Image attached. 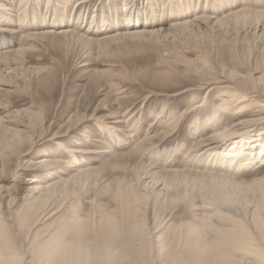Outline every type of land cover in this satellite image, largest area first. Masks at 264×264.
Masks as SVG:
<instances>
[{
    "label": "rangeland",
    "instance_id": "1",
    "mask_svg": "<svg viewBox=\"0 0 264 264\" xmlns=\"http://www.w3.org/2000/svg\"><path fill=\"white\" fill-rule=\"evenodd\" d=\"M7 1L12 3L10 10L13 15L20 14L25 8V6L22 9L18 8L20 0ZM75 1H23L24 5L32 2L33 6L30 12L22 14L27 13L29 17L32 15L28 20V25L31 26L28 27L25 25L26 22L19 25L18 18L14 16L11 18L0 14V27L17 29L15 35L0 33V53L22 47L29 50L18 58L21 61L15 67L16 72L7 71L4 67L0 69V121H3L0 125V139L9 136L4 134V127L19 130L23 137L31 134L32 140L36 139L31 149L22 148L26 155L21 160L15 158L17 156L14 154L11 156L9 151L2 153L5 156L3 159L0 155V211L3 217L0 264H61L56 244L61 241L69 243L78 241L75 238L77 233L74 236L69 232L75 230L74 221L77 218L81 220L79 225L87 229L82 243L88 247L84 253L85 261L78 264H129L131 261L132 264H154V253H148L151 247L148 244L138 245L139 242L135 241L137 238L134 239L129 225H126H136L142 221L149 243L153 241L154 244L157 240L154 246L160 245L158 250L160 258L157 259L159 264H192L188 259L191 253L187 235L194 230L193 228L200 227V216L205 212V206H208L207 211L211 214L220 211L230 215L241 211L242 213L238 215L243 218V222L245 220L242 215L246 214L245 216L249 217L254 209L253 206L258 201L255 199L259 196L258 182L255 179L261 176L262 172L253 171L262 169L263 166L259 165L264 151L258 155L255 153L259 147L264 148V139H259L257 146L252 144L253 134L242 136L245 139L243 138L240 143L244 148L239 149L254 146L251 160L243 165L238 174L234 173L236 165H232L231 168L227 162L221 161L223 147L233 141L218 142L217 149L212 150L211 147L206 156L199 157L188 153L187 150L190 149L195 136L205 137L212 133L211 120L216 107L220 105L222 99L231 97V93L223 88L225 87L223 84H211L209 88L212 90L209 92L185 91L187 88H196L199 82L196 79L199 78L197 75L211 83L220 78L204 68H200L198 73L195 72L196 76L191 77L193 73L189 75L188 70L195 69L197 58L190 49L193 46L205 48L212 54L215 62L224 64V59L218 58L217 55L218 44L228 45L230 42L247 41L248 45L255 49L252 55L254 59H251L247 66H238L236 71L243 79L253 83L252 87L243 83L239 84V87L244 88L247 93L254 89L260 90L262 80L258 79L264 75V53L259 51L264 48V29L260 26L256 32L245 33L233 27L201 26V29L192 31L185 29L175 33L164 32L168 33L164 39L161 36L157 38L147 35L137 38L122 37L102 45L99 49L97 46L81 43L75 37L70 39L59 35H46L36 39L23 37L35 32L32 23L35 15L39 19L44 17L45 20H42L48 23L40 30H48L47 27L61 18L58 21L61 23L60 26L55 29L75 30L78 27V30H75L78 31L77 34L95 38H102L103 34L109 35L118 29L126 28L124 20L122 23L120 21V28L115 27L114 23L117 22L111 21L112 15L104 12L114 0H103L100 4L104 10L102 13L98 15L94 13V18L92 13H89L82 22L75 23L76 14L72 12ZM1 2L5 4V0ZM135 2L140 13L135 26L137 28L143 27L144 22L147 25L154 21L153 15L159 16L165 8V11H168L167 15H174L169 18L177 20L175 16H183L184 6L187 4V7L194 5L196 8L199 3L198 9L199 7L204 9L206 6V0H128L125 5H135ZM208 2L211 5V12L216 14V17L229 9L232 10L234 6L264 10V0H208ZM53 9L58 11L53 13L52 17L50 14ZM152 11L154 14H149ZM39 19L37 20L40 26ZM158 19L160 18L156 17V21ZM134 22L135 20H131L130 25ZM170 23L172 21L168 19L165 24ZM154 26H157V23H154ZM93 31L99 32L94 34ZM246 45L247 43L243 46ZM161 57L164 58L163 61ZM176 57L177 63L174 62ZM183 59H186L188 64L181 63ZM226 68H232L231 64L228 63ZM225 78L223 76L220 81H224ZM258 101L257 98H250L246 103L253 105ZM192 106L195 110H189L188 114L182 115L183 111ZM262 111H257L258 114L255 112V115L264 118V110ZM112 116L115 118L110 119ZM240 117H233L225 125L237 121ZM179 118V123L172 129L173 122ZM144 139L146 141H143ZM141 140L143 144L140 147L145 146L144 151L140 155L132 153L133 148ZM69 149L74 152L69 153L67 151ZM215 156L217 158L213 159ZM29 160L33 164H29L27 162ZM135 164L151 167L162 179L154 185L153 190L143 188L148 182L147 179L134 177L129 171L128 166ZM17 166L19 168L16 171ZM85 168H93L87 179L80 177L65 183L77 169ZM168 170H190L191 173L183 175L185 177L180 174L179 176L166 172L164 174V171ZM196 171L206 174L222 172L223 177L234 181L225 180L227 182L222 183L218 180L200 178L194 174ZM25 176L32 180L23 182ZM197 179L212 184L216 194L223 196L224 199L211 202L209 205L207 197L204 194L201 196ZM133 180L137 187L143 188L140 191L141 195L150 194L147 201L148 204L152 202L150 212L154 220L151 222L148 218V220L146 217L143 218V211L139 217L134 216L131 207L124 204L123 199L121 204L126 205L124 207L129 210L128 219L127 213L116 209L119 202H115V195L117 192H120L121 196L125 195L131 190ZM52 184L56 185L53 189L49 186ZM152 191L159 194V201L154 204L155 196L152 197L154 195ZM43 207L47 208V212L50 211L49 215L54 213L47 220L42 218ZM103 214L115 215L116 220L119 218V222L112 219V222L116 221L113 223L118 225L114 227L115 234L118 235L110 237L108 247L114 250L113 254L108 253L99 244L101 238L98 236L96 224ZM156 237L160 238V243ZM125 244L128 246L131 244L132 250L129 251Z\"/></svg>",
    "mask_w": 264,
    "mask_h": 264
},
{
    "label": "bare ground",
    "instance_id": "2",
    "mask_svg": "<svg viewBox=\"0 0 264 264\" xmlns=\"http://www.w3.org/2000/svg\"><path fill=\"white\" fill-rule=\"evenodd\" d=\"M23 1H27V0H20L18 8L22 9V7H24V6H25V8L22 10V12H20V14H15L13 12L14 13V15H13L12 11L10 10L12 3L5 0V4H3V2H1V0H0V11H2V12H0V14L2 16L7 15L11 18L14 16V17L18 18L19 25H21V24L24 25V22H26L25 25L28 27V26H31V25H28V20H30L32 15H31V17H29L30 15H28L27 13L24 15H22V14L24 12H30V10L32 9L33 6H32V2H31V4L29 3L28 5H24L23 3H25V2H23ZM102 1L103 0H76L73 4V10H72V12H74L76 14L75 15L76 16V18H75L76 22L75 23L82 22L84 20V18L87 15H89V13H92V17H93L94 13H96L98 15L99 13H102V11L105 10L104 11L105 13H107L108 15H112L113 18L111 19V21L117 22V23H114L115 27L121 26L120 21L122 23V20H124L126 23V25H125L126 28H124L123 30L118 29L114 33L109 34V35H108V33L103 34V35H101L102 38H99V37L95 38V37L88 36V35L77 34L78 31L76 32L75 30L78 27L75 30H74V28H72V29L68 28V29H63V30L55 29L57 26H60L59 24H61V23L58 21H60L61 18H59L58 20L56 19L57 21L55 20L56 22L53 25H50L52 23H49L50 26L49 27L46 26L48 30H40L44 25H47L48 23L47 24L44 23V21H43V20H45L44 17L43 18L41 17V19H39L37 17V15H35L32 18V20H33L32 23H34L33 25L37 29L33 28V30L35 32H32L28 36L25 35L23 37L25 39L26 38H29V39L30 38H32V39L42 38V37H45L46 35H51V36L59 35V36L65 37V38L69 37V39L75 37V39L77 41H80L81 43H84V44H90L93 47L97 46V48L99 49L102 45H106V43H108V42L110 43V41H115L116 39H119L122 37H131V38L136 37L137 38V37H141V36L143 37V36L147 35L149 37H151V36L155 37L156 36L157 38L161 36L164 39L168 35V33L164 34V32L175 33L179 30L183 31L185 29L188 31H190V30L192 31V30L201 29V26H204L206 28H208L210 26L212 28L222 27V26L233 27L234 29L239 28V31L241 30L243 32H245V31L256 32V30L260 26H262V29H264V10L250 9L249 7H242V6L235 8V6L234 7L232 6L233 7L232 10L229 9L226 13H223V15L216 17V14H213L211 12L212 9H210L211 5L209 4L210 1L208 2V0H206V2H205L206 6L204 7V9H201L200 7L198 9L199 3H197L196 8H194L195 7L194 5H190V7L189 6L187 7L188 4L185 5L184 6L185 10H183L184 15L183 16L176 15L175 19H177V20L169 18V16H171V15L166 14V13H168V11L166 12L165 11L166 8H165L162 10V13L159 16L153 15L152 19L154 21L149 22L147 25L144 22L143 27L137 28L135 26L137 24L138 19L140 18V13L137 10L136 2H135V5L126 6L125 4L128 2V0H121L119 2L117 0H114V1H111V3H109L108 8H105L103 10L102 6L100 5L102 3ZM157 2H159V1H157ZM236 4L238 5V2H236ZM234 5H235V3H234ZM164 7H166V6H164ZM214 10H216V9H214ZM214 10H213V12H214ZM16 11L17 10H15V12ZM57 11L58 10H56V9L51 10L50 15L53 17L54 16L53 13L55 14ZM118 11H120V12H118ZM96 14H95V16H96ZM149 14H154V13L152 11V12H149ZM164 15H165V18H164ZM155 16L159 17L160 19H158V21H156ZM172 16H174V15H172ZM179 16L181 18H179ZM37 19H39V24L41 23L40 26L38 25ZM146 19H147V17L145 16V21H146ZM168 19L170 21H172V23H170L169 25L165 24L168 21ZM70 20H71V17H70ZM131 20H133V21L135 20V22L131 23V25H130ZM51 21H52V19H51ZM62 23L64 24L63 21H62ZM154 23H157V26H154ZM152 24H153V26H152ZM16 30L12 29V28H6L5 26L0 27V33H6L7 32V33H11V34L15 35V34H17ZM99 31H96V32H99ZM104 31H106V29H104ZM96 32H94V34ZM245 43H247V45L243 46V45H245ZM248 44L249 43L247 41H244V40H240V41H238V43L230 42V43H228V45H223L222 43H219L218 46L216 47L217 55H218V58L224 59V61H225L224 64L220 63V62H215L211 56L212 54L208 53L207 50H205V48L197 47L196 45H198V43L195 44L196 47L193 46L190 50L196 54V58H197L195 60L196 61V63H195L196 67H195V69L188 70L189 75H190V73H193L191 75V77L196 76L195 72L198 73V70H200V68H204L209 73L214 72L215 74H217L218 77L222 78L223 76H225L226 78H225V80L223 79L224 81H220V78H218V79H216V81L211 83L208 80L202 79L201 78L202 76L197 75V77H199V78H196V79L199 82H198V85L196 86V88L195 89L187 88L185 90V91H189V90L206 91V90H208V92H209L212 90V88H209L211 86V84L212 85L223 84V85H225V87H223V88L227 89L228 92L231 93L230 94L231 97H226L225 99H222L220 101L221 102L220 105H218V107H216V110H215V112L212 116V120H211L213 122L212 133H210L209 135H207L205 137L202 135L195 136L193 139L192 145L190 146V149L187 151H188V153H190V155L195 154L196 156L202 157V156L207 155V151H211L210 150L211 147H212V150L217 149L216 145L219 144L218 142H222L223 140L233 141L231 143L229 142L228 144H226L223 147V150L221 151L222 152L221 153V157H222L221 161L225 162V163L227 162L230 167L232 165H236L237 168L234 170V173H236V174L239 173V171L241 170L243 165L246 164V162L251 160L252 148L254 146V145H252L249 148L247 147L248 149H239L240 147L241 148L243 147V145H241V143H240L244 138L242 136L253 134L252 135L253 138H251V139L254 141V143H252V144H256V145L259 143L258 142L259 139H264V136H263L264 135V118H258L255 115L257 113V111L263 112L262 110H264V75H262V77L258 79L259 81L262 80V83H261L262 88L260 90L254 89V91H250L247 93L244 91L245 90L244 88L239 87V84L243 83L244 85H249L250 87H252L251 84L253 82L248 81L247 79H243L238 74V72L236 71V68L238 66L239 67H241L242 65L247 66L248 63L250 62V60L254 59V57L252 55H253V52L255 51V49L254 48L252 49ZM107 45H109V44H107ZM27 51H29V50L23 49V47H22V48H17L16 50H8V51H5L4 53H0V69L4 67V69H6L7 71L16 72L15 67L21 61V60H18V58L20 56L24 55ZM259 53H264V48H262V50H260ZM215 57H216V55H215ZM163 59L164 58H162V61H163ZM177 59H178V57H176L174 59L175 63L178 62ZM162 61H161V63H162ZM169 62H171V61H169ZM186 62H187V60L183 59V61L181 63L184 64ZM190 62H192V61H190ZM213 63L216 65L215 67L210 66V65H214ZM228 63L231 64L232 68H226ZM187 64H188V62H187ZM214 69H215V71H213ZM6 70H4V71H6ZM229 79H231V81H229ZM232 81H234V82H232ZM182 93H183V91H182ZM236 93H238L237 96H236ZM232 97H234V98H232ZM250 98H257L259 101L256 103H253V105L246 103L247 101H249ZM245 103L248 105H246ZM189 110L193 111V110H195V107L192 106V108L188 109L187 111H183L182 115L188 114ZM240 115H242V116L240 117ZM235 116H239L240 118L235 122L232 121L231 124L229 123L228 125H225L227 122H229V120H231ZM249 116H252V117H249ZM30 117H32V116H30ZM114 118L115 117L112 116L110 119H114ZM30 120H32V118ZM179 121H180V118L177 119L175 122H173L172 129H175V127L177 126ZM2 122L0 121V125ZM116 123H119V122H116ZM18 126H20V125H18ZM223 126H224V128H223ZM168 127H170V126H168ZM3 131H4L5 135L8 134L9 136L6 138L0 139V149H1L0 155L2 156V159H3V157H5V156H3L4 154H2L5 151H9V153H11V156H12V154L16 155L17 157H15V158H18L20 160L23 159V157L26 154L23 153L22 148L27 147L28 149L29 148L31 149V147L33 145V141L36 139L32 140L33 137L31 138V134L28 135L27 137H23L19 130H14V129L10 130L7 127H4ZM38 138L39 137H37V139ZM6 140H8V142H6ZM143 141H146V140L144 139ZM141 144H143L142 140L133 148L134 150L132 151V153L140 155V153L144 151L143 147L145 148V146L140 147ZM24 145H27V146H24ZM234 148H236V149H234ZM262 150L264 151V148L259 147V150H258V152L255 153V155L262 153ZM67 151L69 153L74 152V151H70V149ZM84 153H90V152H84ZM6 154H8V153H6ZM8 156H7V158H8ZM190 157H192V156H190ZM214 158L216 159L217 157L215 156V157H213V159ZM27 162L29 164H33V162L30 160ZM18 166H17L16 171L19 168ZM259 166H261V167L263 166L261 170L253 171L256 173L262 172V175L261 176L259 175L260 177L258 176V178L255 179V181L258 182L257 183L258 184V187H257L258 193L257 194L259 195L255 199V201L257 199H258V201L254 204L255 206H253L254 209L251 211V213L248 212V213H250L249 217H246L245 216L246 214L242 215V217H244V220H245L244 222L242 221L243 218L241 219L239 216L241 211L239 213L234 212L233 214H230V215L229 214H223L220 211L215 212V214H211L210 212L207 211V210H209L208 206L204 207L205 212L200 216V222H199L200 227L199 228H193L194 230H191V233H189L187 235L188 242H189V250L191 253V254H189L188 259L190 260V262L192 264H264V156L260 160ZM128 167L130 168L129 171L134 174V177H139V178L148 180L147 184H145L144 186L142 185L143 188H145V189L148 188V189L153 190L154 185H156L159 182V180L160 181L162 180L157 175V172L154 171V169H152L149 166L135 164L133 166L130 165ZM92 172H93V168L77 169L76 172L67 180V182L65 181V183L71 182L73 180L75 181L77 178H80V177H86V179H87L88 175L92 174ZM165 172L172 174L174 176L180 174V175H182V177H185L191 173L190 170H188V171H169L168 170V171H164V174H165ZM194 174L200 178L202 177L204 179L207 178V179L216 180V181L218 180V181H222V183L225 180L234 181V180H228L227 178L223 177V175H221L222 172H221V174L220 173L219 174L210 173V172L208 174H206V173H200V172L196 171V172H194ZM183 175H185V176H183ZM163 179L165 180V178H163ZM23 180H24L23 182H30L32 179H29L28 176H25ZM227 181H225V182H227ZM131 183H132V188H131V190H128L125 195H122L124 197H122L120 195V192H117V195H115V197H114L115 202L120 203V204L119 203L117 204L116 209L121 211V212L127 213V219H128V211L129 210H126V208L124 207L127 205V206L131 207V209L134 213V216L139 217L143 211V213H144L143 218L146 217V219L148 218L150 220L149 222H151L152 220H154V218L152 217V212H150V206H151L152 202L150 201L151 204H148V201H147L148 199H150V198H148V195L150 196V194L147 195L142 191L144 194L141 195L140 191L143 190V188L137 187L134 180ZM197 185H198V188L201 190V196L203 197V194H204L207 197L209 205L211 204V202H215V201L224 199L223 196L216 194L215 188L213 187V185L210 183H207V181H203V179L202 180L199 179L197 182ZM49 186H51V188L53 189V187L55 188L56 185L52 184ZM153 193H154V195H152V197L155 196L153 199V204H154L155 202L159 201L158 200L159 194L152 191V194ZM121 199L125 200L124 204H126V205L121 204ZM167 199L168 198H166V200ZM204 202H207V201H204ZM45 207H43V210H42V218H45V220H47L51 216H53L54 213L49 215L50 211L47 212V208H45ZM245 212H246V210H245ZM116 218L117 217L115 215L103 214L102 218H99L100 220L97 221L99 223H97V222H96L97 224L95 223L96 225H98V227H97L98 228V230H97L98 236L101 238L99 244L102 246L103 249H106L108 253L111 252V254L114 253V250L108 248L110 246V241H111L110 237L118 235V234H115L116 231L114 230V227H118V225L116 223H113L116 221L119 222L118 221L119 218L117 220H116ZM112 219L116 220V221L112 222ZM2 220H3V217H2V213L0 211V233L3 230V227H2L3 224L1 225ZM80 222H81V220L79 218L75 219V221H74L75 230H73V232L69 231L70 234L72 233L74 236L77 233L75 238L78 239V241L76 243H69V242L61 241V242H57V244H56L57 245L56 248H58V251H59L61 264H78L80 262H84L86 259V255L84 253L88 250V247H86L84 245V243H82V240H84V237H85L84 234H86L87 229L82 228L84 226L79 225V224H81ZM82 222H85V221H82ZM123 224H124V219H123ZM126 225H129L130 231H132L131 234H133L134 239L137 238V240H135V241L139 242L138 245L147 246V244H148L151 247L150 249H148L149 250L148 253L153 252L154 253V258H153L154 260L153 261H155L153 263L159 264L157 259L160 258L159 253H158V250H160V245L154 246V244H155V242H157V240H155L154 244H152L153 241H151L149 243V241L147 239L148 236L146 235L147 232L145 231L144 221H142L141 223L136 224V225H132V224H126ZM179 234H180V232H179ZM159 237H156V238H159ZM158 241H159L158 243L161 242L160 238ZM125 246L128 247L129 251H131L133 248L131 244H129V246L127 244H125ZM141 246H139V247H141ZM52 253H54V252H52ZM129 264H132V261Z\"/></svg>",
    "mask_w": 264,
    "mask_h": 264
}]
</instances>
